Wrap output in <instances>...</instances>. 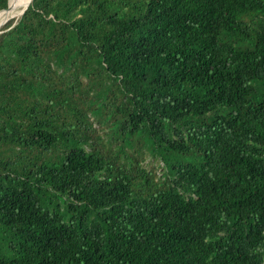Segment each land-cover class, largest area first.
<instances>
[{"label": "trees", "instance_id": "16d2710c", "mask_svg": "<svg viewBox=\"0 0 264 264\" xmlns=\"http://www.w3.org/2000/svg\"><path fill=\"white\" fill-rule=\"evenodd\" d=\"M0 264H264V0L7 21Z\"/></svg>", "mask_w": 264, "mask_h": 264}, {"label": "bare ground", "instance_id": "6f19581e", "mask_svg": "<svg viewBox=\"0 0 264 264\" xmlns=\"http://www.w3.org/2000/svg\"><path fill=\"white\" fill-rule=\"evenodd\" d=\"M29 4L30 0H12L6 10L0 11V29L9 18L18 20Z\"/></svg>", "mask_w": 264, "mask_h": 264}, {"label": "rangeland", "instance_id": "374dc122", "mask_svg": "<svg viewBox=\"0 0 264 264\" xmlns=\"http://www.w3.org/2000/svg\"><path fill=\"white\" fill-rule=\"evenodd\" d=\"M9 20H11V18H9L7 21H9ZM7 21H6L5 23H7ZM15 21H16V20H15ZM5 23H4V24H5ZM3 26H4V25H3ZM104 131H106V130H104ZM146 163H151V162H150V158H147V159L145 160V164H146ZM151 164H152L153 167L156 166V165L158 166V164H156V163H154V162L151 163ZM157 171H159V170L157 169Z\"/></svg>", "mask_w": 264, "mask_h": 264}, {"label": "water", "instance_id": "95a60500", "mask_svg": "<svg viewBox=\"0 0 264 264\" xmlns=\"http://www.w3.org/2000/svg\"><path fill=\"white\" fill-rule=\"evenodd\" d=\"M32 0H30V3H31ZM8 3H9V0H8ZM8 6V5H7ZM29 6V5H28ZM28 6L24 9V11L22 12V14L25 12V10L28 8ZM22 16V15H21ZM15 24V23H14Z\"/></svg>", "mask_w": 264, "mask_h": 264}, {"label": "clouds", "instance_id": "9594fccd", "mask_svg": "<svg viewBox=\"0 0 264 264\" xmlns=\"http://www.w3.org/2000/svg\"><path fill=\"white\" fill-rule=\"evenodd\" d=\"M1 11V10H0Z\"/></svg>", "mask_w": 264, "mask_h": 264}]
</instances>
